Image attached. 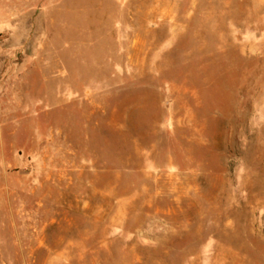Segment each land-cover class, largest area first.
<instances>
[{
	"label": "rangeland",
	"instance_id": "obj_1",
	"mask_svg": "<svg viewBox=\"0 0 264 264\" xmlns=\"http://www.w3.org/2000/svg\"><path fill=\"white\" fill-rule=\"evenodd\" d=\"M0 264H264V0H0Z\"/></svg>",
	"mask_w": 264,
	"mask_h": 264
}]
</instances>
